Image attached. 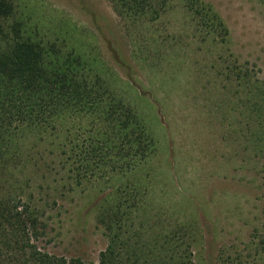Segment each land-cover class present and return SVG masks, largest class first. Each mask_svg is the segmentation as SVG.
I'll use <instances>...</instances> for the list:
<instances>
[{
	"label": "trees",
	"instance_id": "16d2710c",
	"mask_svg": "<svg viewBox=\"0 0 264 264\" xmlns=\"http://www.w3.org/2000/svg\"><path fill=\"white\" fill-rule=\"evenodd\" d=\"M110 3L139 62L158 66L170 52H206L194 63L215 69L234 97L236 156L243 163L246 151L264 161V77L229 52V29L213 6ZM27 8L26 0H0V264H86L40 244L56 206L92 190L102 195L95 222L106 240L95 264H198L192 222L157 190L151 161L159 148L146 116L86 55L39 37ZM227 264H264V223L248 251Z\"/></svg>",
	"mask_w": 264,
	"mask_h": 264
},
{
	"label": "rangeland",
	"instance_id": "374dc122",
	"mask_svg": "<svg viewBox=\"0 0 264 264\" xmlns=\"http://www.w3.org/2000/svg\"><path fill=\"white\" fill-rule=\"evenodd\" d=\"M205 1L227 24L229 52L255 65L264 77V0ZM26 2V10L34 13L30 26L39 27V37L86 55L146 116L159 148L151 161L157 190L165 191L160 194L164 204H176L177 216L192 222L197 263L227 264L247 252L255 229L264 223V161L246 151L245 164L236 156L230 123L237 114L230 109L234 97L228 87L222 89L215 69L203 71L202 62L194 63L206 52H170L165 62L152 66L135 58L110 0ZM101 196L92 190L62 200L48 241L40 245L95 264L106 247L95 222L94 206Z\"/></svg>",
	"mask_w": 264,
	"mask_h": 264
}]
</instances>
